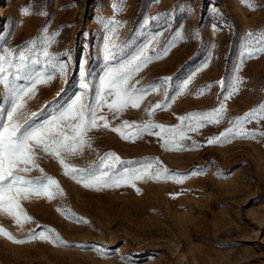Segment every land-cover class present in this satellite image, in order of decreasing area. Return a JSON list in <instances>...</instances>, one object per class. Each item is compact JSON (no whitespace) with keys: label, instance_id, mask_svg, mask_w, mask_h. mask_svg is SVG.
<instances>
[{"label":"rangeland","instance_id":"1","mask_svg":"<svg viewBox=\"0 0 264 264\" xmlns=\"http://www.w3.org/2000/svg\"><path fill=\"white\" fill-rule=\"evenodd\" d=\"M24 8L31 14L24 15ZM109 21L119 24L113 39L122 49L112 66L134 55L152 36L158 38L149 55L183 32L184 40L132 81L140 82L138 88L159 84L160 92L118 118L109 114V120L115 127L124 120L183 126L186 138L178 148L166 150L155 134L158 128L134 141L101 128L89 134L95 151L85 150L69 163L90 169L98 165L99 156L115 153L125 162L117 165L118 171L158 161L157 168L188 178L182 183L145 179L136 181L135 187L97 191L64 175L56 160L45 157L41 167L59 181L65 195L51 202L42 197L22 201L32 222L20 228L0 215V226L18 240L54 229L64 243L17 244L0 236V264H264V135L260 134L264 120L245 125L246 131L256 134L254 138L233 136L208 144L210 138L233 127L237 118L264 105V54H245L249 33H264V0H0V48H23L45 28L50 36L59 33L49 50L68 64L67 83L57 74L48 86L38 89L29 102V109L40 113L37 119L45 118L53 104H66L81 91V65L95 95L109 65L104 46L110 27H116ZM236 76L243 83L226 98ZM189 79L188 89L178 94ZM165 90L169 107L149 117L148 110L166 102ZM221 104L226 112L218 124L191 131L188 121L182 125L179 119ZM0 106L6 107L2 86ZM40 175L33 171L29 178ZM58 208L70 209L74 216L66 218Z\"/></svg>","mask_w":264,"mask_h":264},{"label":"snow or ice","instance_id":"2","mask_svg":"<svg viewBox=\"0 0 264 264\" xmlns=\"http://www.w3.org/2000/svg\"><path fill=\"white\" fill-rule=\"evenodd\" d=\"M248 6L252 7L251 4ZM22 12L24 15L31 14L29 8H24ZM109 25H116L115 28L110 27L111 34L104 46V57L109 65L99 78L95 95H91L92 89L87 80L88 74L81 65L79 72L81 91L66 104H53L50 112L43 119H37L40 113L31 111L29 102L37 97L38 89L41 86H48L52 80L56 79L57 74L63 83H67L68 64L52 55L49 50L59 33L50 36L45 28L40 37L30 41L23 48H0V86L3 88L6 104V107L0 106V215L10 217L20 228H23L25 223L32 222V217L27 214L22 201L30 200L31 197H42L51 202L58 196L65 195L59 181L47 175L41 167L40 161L45 157L56 160L63 169L64 175L82 184L85 188L97 191L121 186L135 187L136 181L145 179H172L177 183H182L188 178L179 174L170 175L168 169L164 167L157 168L158 161L118 171L117 165L125 162L121 161L115 153H105L99 156L98 165L90 169L77 168L69 163L71 158L83 156L85 150L95 151L89 134L101 128L118 133L122 139L133 141L144 133L153 134V129L158 128L160 131L155 134L163 140L166 150L173 145L178 148L179 142L186 138L183 126L168 128L151 120L143 124L124 120L119 127H115L109 120V114L118 118L129 108L138 109L148 95L160 92L159 84L138 88L136 84L140 82L137 80L133 84L132 81L150 63L167 55L177 41L184 40L183 32H177L160 52L149 55V50L158 38L152 36L148 43L134 55L112 66L110 62L116 60L122 49L113 39L119 27L118 22L109 21ZM256 53L264 54V33L256 35L249 33L245 54L253 57ZM41 65L43 70L39 67ZM163 83L167 85L169 79L166 78ZM242 83L241 78L236 76L226 98L237 93ZM190 84L191 79L184 82L178 89V94H184ZM220 84L223 87L224 81H220ZM164 95L166 102L157 103L148 110L149 117L154 116L157 109L165 110L169 107L167 90ZM44 107L48 105L45 104ZM40 111H43V108ZM225 112L226 107L221 104L219 108L209 112L179 117V119L182 125L184 121H188L187 129L195 131L205 124L220 123ZM253 120L257 122L264 120V105L237 118L233 122V127L220 136L210 138L208 144H220L225 140H230L233 136L254 138L256 134L246 131L245 128V125ZM125 129L130 131L126 132ZM260 134L264 135V133ZM154 168L155 171H153ZM33 171H38L41 174L40 177L35 180L30 179L29 176ZM196 174L199 173H193V175ZM136 191L139 193V188H136ZM57 211L66 218L74 216L70 209L58 208ZM84 222L87 223V221ZM0 236L17 244L30 243L34 240L56 245L64 243L54 229L33 232L29 234L27 240H18L0 226Z\"/></svg>","mask_w":264,"mask_h":264}]
</instances>
